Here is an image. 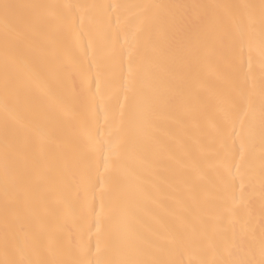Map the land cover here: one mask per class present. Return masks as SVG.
<instances>
[{
	"label": "bare ground",
	"instance_id": "bare-ground-1",
	"mask_svg": "<svg viewBox=\"0 0 264 264\" xmlns=\"http://www.w3.org/2000/svg\"><path fill=\"white\" fill-rule=\"evenodd\" d=\"M18 4H71L85 5L69 13L70 22L81 33L91 36L92 45L87 60L71 49L66 38L52 41L43 33L46 26L38 24L33 32L21 37L4 39L3 22L0 20V259H3L2 242L6 228L5 206H8L7 227L18 229L21 223L33 230L45 227L53 231L65 248L72 241L87 239L88 229L95 218L83 215L57 217L46 216L39 208L41 201L54 204L58 197L67 159V140L72 129L61 127L51 136L41 135L38 128H46L49 122L60 124L64 115L55 100L43 98L41 90L27 78L29 68H43L44 74L52 75L61 63L74 67V83L88 79L95 91V76L102 74L101 90L108 111L112 138L123 137L129 143L131 159L128 166L141 180L132 175L114 173L110 185L104 192L93 191L86 184L81 187V199L92 200L95 196L97 210L101 196L105 205L110 202H132L152 191L153 183H161L164 176L168 184H162L173 200L191 205L198 200L205 213L193 211L187 223V232L193 243L191 248L173 251L164 259H182L183 264H216L230 257L218 252L219 238L223 233L231 236L233 229L244 230L249 244L259 259L261 226L264 225V56L261 55L260 39L264 33V19L259 8L253 20L256 48L252 55L249 87L253 91L250 122L252 135L246 142L244 161L240 175H236V194L240 196V177L243 176V202L236 205V216L225 215L220 221H209L207 211L211 209V186L196 191L190 189L178 174L166 172L160 165L171 164L167 152L156 144L149 143L140 132L144 112L152 108L158 112L155 135L165 144L173 146L178 156L187 149L199 156L208 144L209 137L216 134L220 122L221 97L228 87L213 53L218 49V26L216 18L223 9L204 8L196 10L204 23L191 33L184 45L177 49L169 44L168 14L164 10H153L155 20L146 19L144 5H259L261 0H9ZM115 6V7H113ZM119 19V23L117 20ZM82 22V26H81ZM88 35L83 44L87 46ZM21 59L23 64H21ZM247 55H245V62ZM133 76H129V67ZM143 73L137 77L136 69ZM10 93L8 112H5V76ZM135 81V83H133ZM22 100L31 103L25 111L17 103L16 93ZM86 118V116H85ZM103 117L101 116V120ZM8 127L9 162L5 170V121ZM81 133L84 128L77 122ZM239 147V141L236 142ZM239 162V156L236 157ZM23 174V183L21 175ZM24 185L34 189L27 199L18 200ZM39 210L41 223L33 222ZM207 232L208 238L204 233ZM95 241L93 240V244ZM244 255L235 250L231 258ZM19 258V257H17ZM42 258L52 259L47 251Z\"/></svg>",
	"mask_w": 264,
	"mask_h": 264
},
{
	"label": "snow or ice",
	"instance_id": "snow-or-ice-1",
	"mask_svg": "<svg viewBox=\"0 0 264 264\" xmlns=\"http://www.w3.org/2000/svg\"><path fill=\"white\" fill-rule=\"evenodd\" d=\"M87 7L71 4H18L0 0V20L3 22L5 43L7 45L10 37H21L35 31L37 25L41 24L48 29L44 35L54 42L61 37L66 38L71 49L78 51L83 60H87L92 45L91 36L86 32L82 34L69 19L72 9ZM142 7L148 12L146 19L149 20L156 19L153 10L167 12L169 44L177 49L204 23V18L196 10H224L216 18L219 47L213 55L228 87L221 97L220 122L216 127V134L209 137L208 144L198 157L193 156L187 149H183V155L178 156L172 145L161 142L154 134L160 114L152 108L145 110L140 132L149 143L156 144L161 151L169 154L172 163L160 167L166 172L181 176L190 191L211 186L212 206L207 211L209 221H220L225 215L234 217L237 214L236 205L244 199L243 176L240 177L241 193L237 197L236 175L241 173L246 142L253 131L250 122L253 91L249 87V80L256 41L252 25L257 8L264 19V0L259 5L153 4ZM85 35H88L87 46L83 44ZM260 50L264 56V33L261 34ZM73 72L74 67L66 63H61L57 72L52 75L46 76L43 68H29L27 71L28 80L41 90L43 98L55 100L64 115L60 124L49 122L46 128H38L40 134L51 136L61 127H68L73 131V135L66 142L67 163L58 197L54 204H49L47 200L41 201L39 208L48 217L58 218L62 214L94 217L95 232L89 228L86 240L82 237L76 238L70 248H65L62 240L43 226L39 230H33L30 225L21 223L18 229L10 231L7 227L9 209L6 204V228L2 242L4 258L0 259V264H183L182 259L162 257L173 251L191 248L193 241L187 232L189 217L193 211L205 213L206 210L195 199L191 205L183 202L179 205L170 203L173 197L162 187V184H168L166 177L161 176V183H153V190L145 192L142 199L132 202L131 205L110 202L106 206L101 196L97 210L94 195L91 201L81 199L80 190L83 185L86 184L93 191L99 189L104 192L114 173L132 175L136 180H141L142 177L128 166V161L132 158L128 141L123 137L112 138L108 111L101 90L102 74L99 71L96 73L93 91L86 78H82L76 85ZM142 73L143 69L138 67L137 77ZM129 76H133L131 66ZM9 93L6 72V113ZM16 95L17 103L25 111H30L31 103L22 100V93L17 92ZM78 121L84 128L83 134L77 127ZM5 137L7 171V120ZM233 168L236 169V175H233ZM33 191L31 185H24L18 200L27 199ZM33 222L41 223L39 210L34 214ZM204 235L208 238L207 232ZM237 246L244 255L231 258L235 255ZM45 251L53 258H42ZM217 251L227 254L230 259L218 261L216 264H264V225L261 226L258 260L244 230L237 232L233 229L231 236L223 233L219 238ZM201 264H207V261H201Z\"/></svg>",
	"mask_w": 264,
	"mask_h": 264
}]
</instances>
